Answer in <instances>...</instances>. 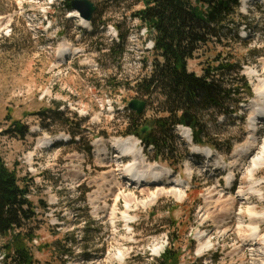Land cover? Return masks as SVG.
<instances>
[{
	"label": "rangeland",
	"instance_id": "374dc122",
	"mask_svg": "<svg viewBox=\"0 0 264 264\" xmlns=\"http://www.w3.org/2000/svg\"><path fill=\"white\" fill-rule=\"evenodd\" d=\"M52 1L0 0V156L21 183H28L37 215V264H149L175 229L181 264L196 259L203 264H264V218H250V212L264 214V167L254 175L259 192L250 194L248 157L237 153L251 134L255 89L264 79V0H242L239 38L214 41L189 62V69L200 74L215 55L230 57L250 84L251 95L236 114L200 117L219 150L202 145L206 150L196 154L182 137V127L173 129L175 149L169 159L160 156L159 161L153 150L137 145L146 166L171 168L170 179H163L184 182L180 199L167 193L170 183L133 185L123 177L129 159L120 164L117 151L109 148L108 154L98 155L96 150L98 140L109 146L113 138L126 137L127 113L118 108L136 97L132 86L150 70L147 34L132 16L142 1L89 0L97 7L90 20ZM114 23L130 29L120 41L125 54L110 51L117 35ZM62 45L71 51L59 58ZM140 56L142 64L133 62ZM157 98L150 97L146 120L158 114ZM66 118L73 120L70 127ZM14 120L28 127L24 138L10 132ZM256 127L257 138L264 140V120L259 118ZM51 138L57 141L49 146ZM226 143L232 144L230 151ZM162 186V193L144 203L148 193ZM93 195L98 203H92ZM256 224L255 241L242 239ZM198 232L204 238L198 239Z\"/></svg>",
	"mask_w": 264,
	"mask_h": 264
},
{
	"label": "trees",
	"instance_id": "16d2710c",
	"mask_svg": "<svg viewBox=\"0 0 264 264\" xmlns=\"http://www.w3.org/2000/svg\"><path fill=\"white\" fill-rule=\"evenodd\" d=\"M106 1L119 3L125 0ZM141 1L142 7L132 16L146 27L154 45L150 51L151 71L136 79L132 88L146 105L152 95L160 98L155 99L158 114L151 120L145 121L133 111L126 114L125 134H136L146 145L152 144L157 159L160 156L169 159L175 149L173 129L176 124H185L189 116L193 141L217 148L219 145L210 138L206 124L200 121L201 115L208 113L216 120L220 115L236 114L239 103L251 94V87L241 74V66L230 57L215 55L213 63L207 62L200 74L189 69V62L198 57L200 50L207 51L214 41L221 42L230 36L239 38L240 21L245 18L238 13L239 1ZM57 7L70 11L71 0H59ZM94 13L97 14V9ZM114 26L122 42L130 29L124 28L123 23H114ZM111 50L121 54L122 46L115 44ZM72 121V118H66L64 124L70 127ZM145 123L149 129L141 134ZM11 124L13 135L21 138L27 135L26 125L17 120ZM231 147V143H226L227 151ZM89 148L86 147L88 151ZM28 188V183H21L15 170L8 168L0 156V264H37L33 250V241L38 238L37 227L33 224L37 215L33 201L27 196ZM173 234L175 236L170 237L163 252L149 264H181L182 252L176 229ZM176 241L179 247H176ZM36 249L40 247L36 246ZM190 264L202 263L196 259Z\"/></svg>",
	"mask_w": 264,
	"mask_h": 264
},
{
	"label": "bare ground",
	"instance_id": "6f19581e",
	"mask_svg": "<svg viewBox=\"0 0 264 264\" xmlns=\"http://www.w3.org/2000/svg\"><path fill=\"white\" fill-rule=\"evenodd\" d=\"M72 15H76L77 17L81 18L77 14H72ZM63 45H62L61 51L59 53V58L60 57L61 58L64 57V55L67 54V52L69 53V51H71L70 47L63 46ZM249 74L253 75L255 73L252 70V71L249 72ZM255 94H256V99L254 101V105L252 104V106H251V113H252L251 122H250L251 134L249 135V137L245 141V144L241 148H239L237 150L238 155L241 154V155H246L248 157L246 171H247V174L249 176L250 184H251L250 188H249V190L251 191L250 194H252V192H254V193L259 192L258 183H257L256 180H254V175L256 173V170H258L261 167H264V140L261 141L259 138H257V132H256L257 131L256 130L257 121L261 117V114L264 113V79H260L259 80V84L257 85V87L255 89ZM183 135H184V137L186 139L189 138V129L187 127H184ZM48 141H49V143L54 142V138L47 139L46 142H48ZM42 143H44V142H42ZM96 143H98L97 144V148H96V150L98 151V155H104V154H108L109 153V152L107 153V151H106L107 150L106 145L101 143L100 140H98ZM109 143H111L113 150L116 149V151H117L116 154L117 155L120 153L119 154L120 157L123 154H129L131 156V160L129 161V163L124 168L125 172L127 173V176L133 177L134 179H139L137 181H140L141 179H145V181H149L148 178H150V177H153V179L156 178L157 180L158 179L160 180V179H162V177L165 174L169 173V171H165L162 167H158V166H152L151 167V166H149L150 167L149 168L148 166H146L145 162L143 161V159L141 157L142 152H140V150L138 149V147L136 145V140L133 137H130V136L129 137H119V138L112 139ZM197 148L199 149V147H197ZM208 151H209V149H208ZM235 153H236V151H235ZM205 154L209 155L210 151L208 152V154L207 153H205ZM118 163L116 164L117 166H119ZM236 163H238V162H236ZM101 166H103V165H101ZM218 167H220V166H218ZM146 168H149V170H147ZM188 170H190L189 167H188ZM166 176L169 177V179H170L169 175H166ZM230 176L231 175H229L227 177L228 178V181H227V183H228L227 185L228 186L231 183L230 182V178H229ZM160 183H164L163 179L160 181ZM165 183L166 184H169V183L171 184V188L167 189V193L172 194L173 196H175L178 199H180L183 196V194L185 192V191L182 190L184 182H181L180 180L171 179L170 181L167 180ZM156 184L157 183H155V185ZM165 189H166V187L162 186V187L158 188L155 192H152L150 194L148 193L144 203L151 202L153 199H155L158 196V194L162 193L161 191H164ZM242 193H244V192H242ZM243 196H246V193L243 194ZM246 198H248V197L246 196ZM99 199H100L99 197L93 195V197H92L93 202L92 203L93 204L98 203L97 201ZM130 199H131V197H130ZM125 202H127V201H125ZM95 207H96L95 210H99L98 205H95ZM100 208H102V207H100ZM248 209H250V208H248ZM125 212L127 213V211H125ZM250 213H251V217L250 218H252V221H255L256 219H258V222H259L260 220H262L264 218V214L263 213L260 214V216L255 214L254 212H250ZM113 214H115V213L113 212ZM110 215L112 216V213ZM123 216L124 217H129L130 214H124ZM256 225H257V228L255 227V225L252 226L251 229H250L251 230L250 232H248V231L246 232L245 231L243 233V234H245V236H243L244 238L242 237V239L245 240V239H250V238L255 237V235L257 234V229L260 226L259 224H256ZM196 237L198 239L204 238L203 233H201V232H198L196 234ZM158 250H159V247L155 249L156 252H158Z\"/></svg>",
	"mask_w": 264,
	"mask_h": 264
},
{
	"label": "water",
	"instance_id": "95a60500",
	"mask_svg": "<svg viewBox=\"0 0 264 264\" xmlns=\"http://www.w3.org/2000/svg\"><path fill=\"white\" fill-rule=\"evenodd\" d=\"M71 6L73 9L79 11V13L86 19H90L93 12L96 10V5L89 0H71ZM128 107L135 111L137 114L142 113L145 108V102L143 100L133 98L128 102ZM191 118L186 120L188 126Z\"/></svg>",
	"mask_w": 264,
	"mask_h": 264
}]
</instances>
